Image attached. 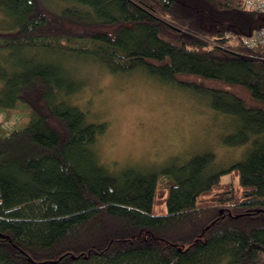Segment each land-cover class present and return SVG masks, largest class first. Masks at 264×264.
<instances>
[{"label": "trees", "instance_id": "16d2710c", "mask_svg": "<svg viewBox=\"0 0 264 264\" xmlns=\"http://www.w3.org/2000/svg\"><path fill=\"white\" fill-rule=\"evenodd\" d=\"M0 13L15 68L0 106L29 110L0 135V264H264V43L242 40L264 12L243 0H0ZM72 58L201 95L235 122L221 142L243 150L225 165L205 149L109 168L96 150L106 121L70 99Z\"/></svg>", "mask_w": 264, "mask_h": 264}, {"label": "rangeland", "instance_id": "374dc122", "mask_svg": "<svg viewBox=\"0 0 264 264\" xmlns=\"http://www.w3.org/2000/svg\"><path fill=\"white\" fill-rule=\"evenodd\" d=\"M3 19L0 13V30L5 29ZM4 54L0 51V103L6 104V77L15 68ZM66 64L80 85L70 99L86 112L88 120L107 123L96 150L109 168L156 166L205 149L214 151L217 162L225 165L243 150L242 146L229 147L221 142L234 130L235 122L228 123L229 117L211 110L201 95L162 84L141 70L112 73L80 58ZM28 117L29 110L22 104L0 106V135L21 127ZM230 178L227 174L221 180Z\"/></svg>", "mask_w": 264, "mask_h": 264}, {"label": "built area", "instance_id": "2783aa9c", "mask_svg": "<svg viewBox=\"0 0 264 264\" xmlns=\"http://www.w3.org/2000/svg\"><path fill=\"white\" fill-rule=\"evenodd\" d=\"M243 5L247 9L258 11V12H264V0H243ZM221 37L234 38L235 35L227 32L222 36L213 37L212 40L215 41L216 39H219ZM242 40H243V43L249 47L256 45V44L264 43V25L259 26L257 29L253 30L249 34H245L242 37Z\"/></svg>", "mask_w": 264, "mask_h": 264}]
</instances>
